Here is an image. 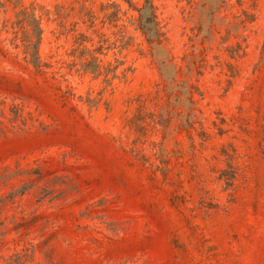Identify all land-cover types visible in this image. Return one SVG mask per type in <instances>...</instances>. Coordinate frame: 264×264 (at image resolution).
Returning a JSON list of instances; mask_svg holds the SVG:
<instances>
[{"label":"rangeland","instance_id":"374dc122","mask_svg":"<svg viewBox=\"0 0 264 264\" xmlns=\"http://www.w3.org/2000/svg\"><path fill=\"white\" fill-rule=\"evenodd\" d=\"M146 1L0 0V264H264V0Z\"/></svg>","mask_w":264,"mask_h":264},{"label":"trees","instance_id":"16d2710c","mask_svg":"<svg viewBox=\"0 0 264 264\" xmlns=\"http://www.w3.org/2000/svg\"><path fill=\"white\" fill-rule=\"evenodd\" d=\"M152 4H151V0H147L146 4L144 5V7L142 9L139 10L140 13V30L148 37L149 41H158L159 38L161 37V34L158 30V24L156 22V17L152 12ZM37 31V35H38V41L35 44V49L36 52L35 54L31 55V59H30V63L33 64V66L36 69H39L42 65L39 57H38V47L40 45L41 42V35L42 32L39 28V26H37L36 28ZM27 61V58H24Z\"/></svg>","mask_w":264,"mask_h":264}]
</instances>
